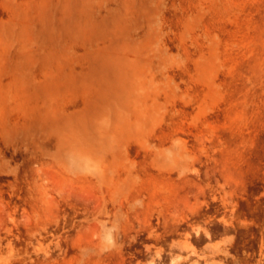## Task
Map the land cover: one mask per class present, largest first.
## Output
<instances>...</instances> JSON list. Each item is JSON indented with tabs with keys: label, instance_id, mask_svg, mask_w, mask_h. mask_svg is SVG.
Wrapping results in <instances>:
<instances>
[{
	"label": "rangeland",
	"instance_id": "rangeland-1",
	"mask_svg": "<svg viewBox=\"0 0 264 264\" xmlns=\"http://www.w3.org/2000/svg\"><path fill=\"white\" fill-rule=\"evenodd\" d=\"M0 264H264V0H0Z\"/></svg>",
	"mask_w": 264,
	"mask_h": 264
}]
</instances>
